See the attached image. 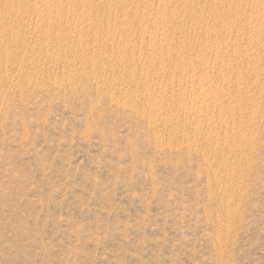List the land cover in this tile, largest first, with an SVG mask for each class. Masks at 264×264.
Returning <instances> with one entry per match:
<instances>
[{
  "label": "rangeland",
  "instance_id": "1",
  "mask_svg": "<svg viewBox=\"0 0 264 264\" xmlns=\"http://www.w3.org/2000/svg\"><path fill=\"white\" fill-rule=\"evenodd\" d=\"M0 264H264V0H0Z\"/></svg>",
  "mask_w": 264,
  "mask_h": 264
}]
</instances>
